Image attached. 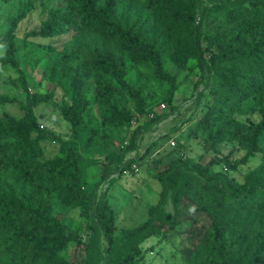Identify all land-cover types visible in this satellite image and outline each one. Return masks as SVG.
<instances>
[{"label": "trees", "instance_id": "16d2710c", "mask_svg": "<svg viewBox=\"0 0 264 264\" xmlns=\"http://www.w3.org/2000/svg\"><path fill=\"white\" fill-rule=\"evenodd\" d=\"M11 2L14 0H0ZM64 8H51L39 30L27 37L53 38L75 33L55 52L51 70L59 74L64 89L61 113L71 125L64 139L41 127L35 108L52 100L54 93L31 92L18 53L16 30L25 10L0 30V72L13 69L27 102L6 93L0 105L19 103L25 113L15 117L0 113V264H72L65 256L71 243L84 244L82 235L64 219V210L79 209L93 232L104 237L103 264H139L142 243L159 235L168 192L185 178L174 200V216L164 237L185 251L193 264H264V0H66ZM209 20L202 31L205 47L196 37L198 18ZM196 58L198 82L212 95L195 131L205 132L213 148L237 142L242 158L211 157L206 163L181 158L159 174L163 185L152 218L118 232L108 189L101 182L122 170L127 147L104 165L101 182L90 188L84 151L92 153L101 138L85 121L93 101L102 106L103 124L122 126L138 116L122 104L128 94L145 114L144 88L129 78L130 68L175 88L176 77L167 63L186 68ZM151 84V80H147ZM94 88V97L89 91ZM149 95H151L149 93ZM174 93L168 98L173 101ZM201 92L198 100H202ZM258 114V121L250 116ZM165 115L152 118L158 123ZM60 144L54 158L43 159V141ZM132 142H137L133 137ZM260 155L244 182L229 171ZM120 163V164H119ZM225 163V171L214 166ZM176 233V240L170 235ZM86 264H91L86 263Z\"/></svg>", "mask_w": 264, "mask_h": 264}, {"label": "rangeland", "instance_id": "374dc122", "mask_svg": "<svg viewBox=\"0 0 264 264\" xmlns=\"http://www.w3.org/2000/svg\"><path fill=\"white\" fill-rule=\"evenodd\" d=\"M211 5L216 0H204ZM66 0H14L11 2L0 1V30L5 32L11 19L25 10V17L19 22L16 35L20 45L18 56L22 67L27 74V82L31 92L49 93L54 96L51 101L41 103L35 108L41 127L48 129L64 139L72 135L71 125L66 122L61 113V104L66 98L64 89L58 84L59 74L51 70L55 59V52L47 53L48 47H55L60 51L64 44L72 39L75 33L42 38L40 36L24 38L28 33L39 30L47 18L51 8L66 7ZM209 20L198 18L200 27L196 41L205 47L202 31ZM5 54V47L0 44V57ZM186 68L167 63L169 71L176 77L175 88L167 81L159 82L144 73H139L135 68H130L129 78L138 86L144 88L147 95L145 114H138L137 104L128 95L122 97V104L138 116V119L122 126L106 125L102 122V106L93 101L89 115L85 121L93 129L98 130L101 137L92 153L84 151L85 167L89 174L90 188L94 183L101 182L104 165L115 159L127 147L130 150L124 156L122 163L133 160L127 170L113 173L106 181L101 182L99 193L108 189V197L116 214L118 232L126 228H134L152 218V209L160 203L164 190L159 174L169 167L175 159L181 158L190 163L201 161L206 163L211 157L228 158L235 161L244 156L245 151L237 142H225L213 148L205 132H196L195 128L199 118L204 114L212 101L209 90L199 84L201 69L196 58L191 57ZM18 74L11 68L0 72V94L6 93L17 97L23 103L27 102ZM151 80L148 84L147 80ZM94 88L89 91L90 99L94 97ZM173 92V102L168 98ZM204 94L198 100L200 93ZM149 93L151 95H149ZM165 104V107L162 106ZM8 112L15 117H21L25 109L19 103L0 105V113ZM165 115L162 120L152 124V118ZM260 116L253 114L250 120L258 121ZM137 142H132L133 137ZM43 159L54 158L60 144L53 141H43ZM260 162V155L252 158L248 164L240 165L238 170L229 171L237 180L244 182L246 173ZM120 164V163H119ZM225 163L214 166L216 171H225ZM184 177L177 186L168 193V201L164 205L165 215L161 223L162 233L154 235L142 243L144 258L139 264H193L185 251L177 249L164 237V231L169 227L174 216L173 200L182 187ZM64 219L68 220L74 229L83 237L84 244L71 243L64 256L72 264H103L102 256L106 253L107 243L100 233L93 232L90 220L85 219L79 209L64 210ZM172 241L176 240V233L170 235ZM177 241V240H176Z\"/></svg>", "mask_w": 264, "mask_h": 264}, {"label": "built area", "instance_id": "2783aa9c", "mask_svg": "<svg viewBox=\"0 0 264 264\" xmlns=\"http://www.w3.org/2000/svg\"><path fill=\"white\" fill-rule=\"evenodd\" d=\"M163 107H165V104H162Z\"/></svg>", "mask_w": 264, "mask_h": 264}]
</instances>
